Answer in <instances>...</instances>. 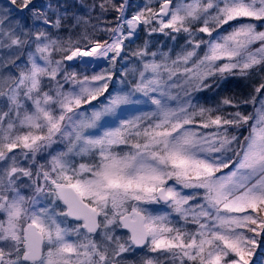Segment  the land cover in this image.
Segmentation results:
<instances>
[{
  "label": "snow or ice",
  "instance_id": "obj_1",
  "mask_svg": "<svg viewBox=\"0 0 264 264\" xmlns=\"http://www.w3.org/2000/svg\"><path fill=\"white\" fill-rule=\"evenodd\" d=\"M106 4L118 15L103 43L33 35L0 14V70L20 68L0 76V264H122L145 249L140 264H252L264 238V80L215 107L192 94L264 72V0H159L131 18ZM141 26L192 39L174 60L146 40L120 73Z\"/></svg>",
  "mask_w": 264,
  "mask_h": 264
},
{
  "label": "trees",
  "instance_id": "obj_2",
  "mask_svg": "<svg viewBox=\"0 0 264 264\" xmlns=\"http://www.w3.org/2000/svg\"><path fill=\"white\" fill-rule=\"evenodd\" d=\"M4 1L8 8L11 9L12 15L20 23H23L22 30L23 32H29L31 34H35L38 29H45L49 32L58 35L62 38V40L67 41L71 39L72 41L81 40L85 33L90 36H94L101 43L105 40H109L108 34L100 31V29L115 27L116 16L118 13L113 11L110 5H105L108 8V11L102 12L99 5L104 2V0H31L28 8H22L20 5L22 0H17L15 5L11 4V0H1ZM126 0H114V2L119 4H125L126 15L128 18H131L132 15L142 11L145 7H152L153 10H158L159 8V0H128L127 4ZM175 3V0H173ZM34 13H40L41 16L37 19ZM58 17H62L61 27L59 29L53 27L56 19ZM44 18L49 20V23L45 25L43 23ZM78 18V19H77ZM235 23V22H232ZM155 26V25H153ZM225 28H228L226 25ZM215 35V33H214ZM173 37H175L173 39ZM197 38L207 39L204 34H197ZM192 37L189 36L188 33H171L170 35H164L160 32L152 33L151 36L148 34V29L143 27L141 37L135 42H126L125 52L128 57H132L131 53L135 51L138 47H141L143 43L148 40L149 47L151 51L160 50L162 52L169 53L170 57L177 56L178 53H181L182 50L188 49V42ZM110 42V40H109ZM83 43V41H82ZM33 45V49H34ZM190 50V49H189ZM203 55V47L201 49L200 55ZM56 59H60V56H55ZM134 58V57H133ZM21 59L26 60V55ZM121 62V61H120ZM17 64L20 61H16ZM67 63V62H66ZM71 65L72 63H67ZM14 67V66H13ZM70 68V67H69ZM68 68V71H70ZM79 68V67H76ZM120 69V68H119ZM16 75H19L20 68L14 67ZM81 72V68L78 69ZM120 69V73H121ZM256 74V75H255ZM120 74H117L113 77L114 80L119 77ZM256 76V78L254 77ZM239 76H230L225 82L220 86L228 89V86L231 82L234 81L235 78ZM242 79H248L249 82L247 84V91L242 96L239 95H227L228 97H234L237 100L247 99L251 95H254V88L259 85L262 80H264V72H256L253 71L251 76ZM218 87H213L211 90H205L201 92H196V95H199L200 106L204 107H215L216 104L220 100L210 101L207 99L213 98V95L209 92L216 90ZM113 89V84H109V91ZM198 93V94H197ZM107 95V93H105ZM226 96V95H225ZM224 96V97H225ZM103 99V97L99 98ZM207 101V102H206ZM93 103H96L95 101ZM198 105V103H196ZM88 107V106H84ZM246 115L253 111V106L248 105L241 109ZM235 109L228 107L224 109L225 114L228 112H233ZM251 123V122H250ZM231 131H235L234 129ZM247 133V129H241L238 135ZM236 134V133H235ZM227 169H224L223 172H226ZM260 242V246L256 249L254 256L252 259V264H258L262 261V256H264V238H258ZM146 250V249H145ZM139 251V252H144ZM137 256V254H136ZM136 256L127 255L122 262L126 264H138V259ZM123 264V263H122Z\"/></svg>",
  "mask_w": 264,
  "mask_h": 264
},
{
  "label": "rangeland",
  "instance_id": "obj_3",
  "mask_svg": "<svg viewBox=\"0 0 264 264\" xmlns=\"http://www.w3.org/2000/svg\"><path fill=\"white\" fill-rule=\"evenodd\" d=\"M126 2V4H127V2H128V0H126L125 1ZM9 8H8V6H7V4L4 2V1H1L0 0V14H2V13H4L5 11H7ZM8 15H9V17H10V19H9V21H8V23L12 26V27H15V28H17V29H19L20 31H23L22 30V27L21 26H23V23H20V21H18L17 19L18 18H15V16H13L12 15V12L10 11V12H8ZM143 27L144 26H141L139 29H138V37H133L132 38V40H133V42H135L136 40H138L140 37H141V35H142V29H143ZM126 42H129V41H125V43ZM132 42V43H133ZM202 55V54H201ZM0 56H3V53L2 52H0ZM5 59H6V57H4ZM171 59H176L175 57H170ZM134 59L135 58H133V57H126V60H124V61H121V62H119L118 64H117V68H120V69H122L121 70V73H123V71H124V69L123 68H121L120 67V65L121 64H127V67L128 68H131L133 65H132V61H134ZM67 63H73V62H71V61H69V62H67ZM101 67H107V64L106 63H104V64H102L101 65ZM8 68H10L11 69V71L9 72V71H7V70H0V76H4V77H6V76H9V75H11V76H17L16 75V72H15V70H14V67L12 66V65H8ZM79 68H69V70L70 71H76V72H79V70H78ZM97 71H99V69H97ZM89 75H91L92 74V72L91 71H89V73H88ZM256 75V74H255ZM255 78H256V76H254ZM120 79H121V75H119V77H117V79L116 80H114L115 81V84H113V87L115 86V87H122V85L120 84ZM225 82V80L224 81H222L221 83H220V85L221 84H223ZM248 82H249V80L248 79H242L241 77H237V78H235L234 79V81L233 82H231L229 85L230 86H228V89L227 88H224L223 86H220V87H218L216 90H214V91H211V92H209L210 94H212L213 95V98H211V99H207L209 102L210 101H215V100H220L222 97H224L225 95L227 96V95H237V96H239V95H243V94H245L246 93V91H247V84H248ZM67 87V86H66ZM45 90H47V89H45ZM209 91V90H208ZM198 94V93H197ZM192 97H193V103L194 104H196V103H198V105H200V98H199V95H196V92L195 93H193L192 94ZM101 98V97H100ZM207 102V101H206ZM2 103H4V101H3V99L2 98H0V104H2ZM212 102H210V104H211ZM6 110V109H5ZM236 134L238 135V133L236 132ZM247 133L245 132V134H243V135H246ZM224 170V169H223ZM229 171V169H227L226 170V172H228ZM225 172V173H226ZM119 234V233H118ZM146 252H147V250H145L144 252H135V253H130L129 255H131V256H136V254H137V256H136V258H143L144 256H145V254H146ZM128 254H126L125 255V257L127 256ZM126 259V258H125ZM141 259H138V264H140V261H141ZM123 264H126L125 262H122ZM258 264H264V256H262V261L260 262V263H258Z\"/></svg>",
  "mask_w": 264,
  "mask_h": 264
}]
</instances>
